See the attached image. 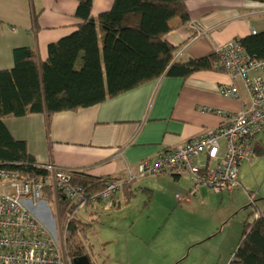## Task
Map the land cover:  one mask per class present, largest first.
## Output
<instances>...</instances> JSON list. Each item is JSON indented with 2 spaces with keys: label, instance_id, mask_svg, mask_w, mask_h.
<instances>
[{
  "label": "crops",
  "instance_id": "crops-1",
  "mask_svg": "<svg viewBox=\"0 0 264 264\" xmlns=\"http://www.w3.org/2000/svg\"><path fill=\"white\" fill-rule=\"evenodd\" d=\"M97 2L94 0V8ZM110 4L111 0H99L98 9ZM77 6V0H0V70L14 67L13 51L17 47H36L46 59L50 43L75 31L80 21ZM187 7L191 15L188 27L168 34L176 44L190 37L177 52L179 61L209 55L235 38L264 30V2L259 0H189ZM231 81L230 73L223 70L198 72L187 79L162 77L77 112H59L49 128L45 113L7 117L4 121L16 138L27 141L40 165L117 180H127L133 173L137 175L129 181L133 189H148L154 193L153 199L159 191L151 189L149 182L156 175H139V162H153L159 154L226 120L218 113L202 110L204 107L238 111L249 103L241 80L237 84L243 98L221 93V84ZM221 143L224 146V141ZM173 177L177 197L173 205L184 197L179 192H192L195 197L208 192L204 186L194 192L189 175ZM183 177L187 180L182 182ZM239 180L241 183L240 176ZM120 194L124 197V191ZM101 205L93 204L88 211Z\"/></svg>",
  "mask_w": 264,
  "mask_h": 264
},
{
  "label": "trees",
  "instance_id": "trees-1",
  "mask_svg": "<svg viewBox=\"0 0 264 264\" xmlns=\"http://www.w3.org/2000/svg\"><path fill=\"white\" fill-rule=\"evenodd\" d=\"M188 1L113 0L109 10L95 16L94 0H78L76 17L80 21L75 31L50 43L46 59L36 47L15 48L14 67L0 70V167L43 182L50 173L47 165L37 163L27 141L12 134L4 121L7 117L45 113L49 128L59 112H77L162 77L187 79L203 71L228 72L221 63L219 48L223 45L206 56L176 60L178 50L190 37L176 44L168 34L188 27ZM172 20L176 21L172 24ZM231 41L240 43L251 58L264 61V30ZM71 174V183L86 194L98 193L106 186L104 177L81 171ZM134 190L132 182L124 184L127 203L135 197ZM44 198L55 203L51 184L45 185ZM57 199L69 255L91 260V244L84 239L86 224L76 217L81 208L61 191ZM93 204L98 203L89 202L82 208L88 211ZM229 264H264V213L250 214L245 221Z\"/></svg>",
  "mask_w": 264,
  "mask_h": 264
},
{
  "label": "built area",
  "instance_id": "built-area-1",
  "mask_svg": "<svg viewBox=\"0 0 264 264\" xmlns=\"http://www.w3.org/2000/svg\"><path fill=\"white\" fill-rule=\"evenodd\" d=\"M219 52L221 63L232 78L221 84V93L243 98L237 84L241 80L249 103L238 111L204 107L202 110L218 113L226 120L159 154L153 162L142 160L138 164L139 175L185 174L192 177L195 186H208L217 192L239 186L240 167L250 158L253 140L264 127V61L251 58L235 41L224 44ZM46 167L50 173L44 182L22 178L18 171L0 167V264H74L59 214L58 191L65 193L77 208L86 207L89 202L115 207L120 203L118 194L124 184L137 176L130 173L127 180L104 177L107 181L102 191L86 194L71 183L70 170ZM46 184L55 191L56 218L44 198Z\"/></svg>",
  "mask_w": 264,
  "mask_h": 264
},
{
  "label": "rangeland",
  "instance_id": "rangeland-1",
  "mask_svg": "<svg viewBox=\"0 0 264 264\" xmlns=\"http://www.w3.org/2000/svg\"><path fill=\"white\" fill-rule=\"evenodd\" d=\"M97 1L95 16L112 6L98 9ZM250 158L240 169L241 183L231 190L204 186L207 193L195 197L191 192L187 200L189 196L179 192L183 202L173 205L174 177L162 174L149 182L159 191L153 199L154 193L137 186L128 203L118 194L119 206L102 204L93 212L81 208L76 217L86 224L84 239L91 244L92 264H229L245 221L250 214L264 213V129L253 140ZM48 206L56 218L55 203ZM53 217L49 215L51 223Z\"/></svg>",
  "mask_w": 264,
  "mask_h": 264
},
{
  "label": "water",
  "instance_id": "water-1",
  "mask_svg": "<svg viewBox=\"0 0 264 264\" xmlns=\"http://www.w3.org/2000/svg\"><path fill=\"white\" fill-rule=\"evenodd\" d=\"M74 264H92L88 256L74 258Z\"/></svg>",
  "mask_w": 264,
  "mask_h": 264
}]
</instances>
